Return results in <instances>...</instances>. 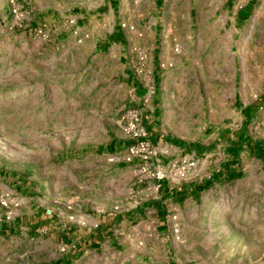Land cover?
I'll list each match as a JSON object with an SVG mask.
<instances>
[{"label":"rangeland","instance_id":"obj_1","mask_svg":"<svg viewBox=\"0 0 264 264\" xmlns=\"http://www.w3.org/2000/svg\"><path fill=\"white\" fill-rule=\"evenodd\" d=\"M57 1L59 23L20 25L48 32L46 41H27L39 49L30 56L0 15V194L20 179L55 212L95 201L120 213L158 198V171L110 162L114 153L105 149L130 142L122 118L153 110L155 101L159 135L188 147L165 162L159 148L166 176L183 161L196 162L180 184L163 180L171 188L209 178L231 161L239 172L187 209L159 262L264 264L262 156L248 145L226 150L243 132L264 145V100L252 106L264 92V0H122L114 6L122 38H112L100 0ZM84 12L90 17L77 32L71 25L78 27L74 18ZM137 86L144 90L140 106L133 102ZM172 163L179 169H167ZM123 237L73 264H145L137 258L144 241ZM65 253L44 240L0 242V264H54L46 254Z\"/></svg>","mask_w":264,"mask_h":264},{"label":"crops","instance_id":"obj_2","mask_svg":"<svg viewBox=\"0 0 264 264\" xmlns=\"http://www.w3.org/2000/svg\"><path fill=\"white\" fill-rule=\"evenodd\" d=\"M16 2L26 14L24 21L26 24L27 22L59 23L63 19L59 7H55V4H58L57 0H16ZM99 2V5L106 8L112 38H122V31L116 21L118 13L114 7L121 4L122 0H100ZM0 15L5 20V25L11 27V33H14V41H22L24 44L23 54L26 53L30 56L33 53H39L38 48L32 50L27 42L31 38L37 39L32 37L22 26L13 24L9 0H0ZM89 17L90 15L86 12L75 17L74 21L78 27L71 25V28L81 32L85 25L84 21L88 20ZM239 20L237 13L236 23ZM154 52H156V49H154ZM143 93V88L137 86L134 97L136 101L133 100V102L137 103L138 106H140L139 97ZM262 100H264V92L252 106ZM153 107V110L150 111L144 108L141 109L143 114L148 116V120L145 122L148 139L152 144L157 145L159 148H165L167 151V155L161 156L163 162L171 158H177L184 151H187L188 147L178 140L171 139L168 141L167 138H162L159 135L158 120L155 116L157 109L155 101ZM245 110H248V107ZM245 118H254V116L252 117L251 111H246ZM228 134L229 132L226 133V135ZM222 136L220 133L219 137ZM225 138L222 137V139ZM128 144L129 142H111L105 149L117 153L122 151ZM228 144L226 150L232 152V154L233 149L248 145L255 156H262V163L264 164L263 143L252 141L246 132H243L242 136H238L237 142L229 141ZM259 150L262 151L259 152ZM237 169L238 164L231 161L223 165L221 172L211 174V177L204 180L193 178L179 188H171L166 181L160 182L158 198L143 202L130 211L120 213L103 210L95 201H81L73 206L71 212L50 211L39 200V196L33 191L30 184H26L20 179H12L9 191L20 201L21 205L15 210V215L10 221L5 219V211L0 208V242L44 240L46 245H56L58 248L63 247L66 249L65 254L57 257L46 254V260H54V264H73L83 254L97 251L104 247L105 243L113 245L115 240H122L124 235L130 233L132 240H143L145 243L144 247L137 253V258L145 264H161L159 261L166 244L174 239V235L170 231L171 216L176 214L179 217V228L183 226L180 218L186 213L187 209L196 207L199 201L212 194L213 189H216L220 181L230 182L238 179L239 172H237ZM110 200L111 197L107 196L104 207L106 202ZM69 215L73 217L70 219L72 222H68ZM118 233H120L121 238L117 237Z\"/></svg>","mask_w":264,"mask_h":264},{"label":"built area","instance_id":"obj_3","mask_svg":"<svg viewBox=\"0 0 264 264\" xmlns=\"http://www.w3.org/2000/svg\"><path fill=\"white\" fill-rule=\"evenodd\" d=\"M9 7L13 24L16 26L23 24L26 19V14L17 4L16 0H9ZM29 34H32L39 41H46L48 39V32L43 27L33 30L30 29ZM128 115L127 118H122V123L126 135L130 138V142L122 151L114 153V155L110 157V162L118 161L124 164L137 163L145 166L150 164L151 168L158 171L155 176L158 183L170 177H172L175 184H180V182L186 180L189 172L195 168L196 162L194 160L183 161L180 170L177 168V163H172L167 169L173 170L177 168L178 171L173 176H166V169H164L159 162V157L163 152L159 150L157 145L152 144L148 139V133L145 127L148 116L144 115L141 110L132 111ZM20 205V201L14 197L11 191L0 194V208L5 211V219L7 221L13 219L15 210L18 209ZM179 230L177 215L173 214L170 218V231L176 236L179 234Z\"/></svg>","mask_w":264,"mask_h":264},{"label":"trees","instance_id":"obj_4","mask_svg":"<svg viewBox=\"0 0 264 264\" xmlns=\"http://www.w3.org/2000/svg\"><path fill=\"white\" fill-rule=\"evenodd\" d=\"M247 10H248L247 7L243 8L242 10H240V11L238 12V18L245 17L246 14H247ZM255 106H256V105H255ZM261 151H262V150H259V152H261Z\"/></svg>","mask_w":264,"mask_h":264}]
</instances>
